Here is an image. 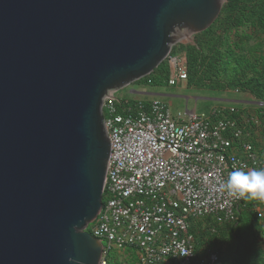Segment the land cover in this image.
I'll return each mask as SVG.
<instances>
[{
	"label": "water",
	"instance_id": "1",
	"mask_svg": "<svg viewBox=\"0 0 264 264\" xmlns=\"http://www.w3.org/2000/svg\"><path fill=\"white\" fill-rule=\"evenodd\" d=\"M227 0H0V264H100L103 105Z\"/></svg>",
	"mask_w": 264,
	"mask_h": 264
},
{
	"label": "built area",
	"instance_id": "2",
	"mask_svg": "<svg viewBox=\"0 0 264 264\" xmlns=\"http://www.w3.org/2000/svg\"><path fill=\"white\" fill-rule=\"evenodd\" d=\"M166 60L168 85H188L186 55ZM116 92L103 105L111 145L103 204L87 229L103 243L100 264H109L115 250L135 252L138 264H220L215 249L198 253L191 223L234 225L245 201L264 219V197L239 198L226 187L232 171L264 168L256 139L262 121L254 111L264 104L250 102L242 114L230 105L174 117L159 98L126 101Z\"/></svg>",
	"mask_w": 264,
	"mask_h": 264
},
{
	"label": "trees",
	"instance_id": "3",
	"mask_svg": "<svg viewBox=\"0 0 264 264\" xmlns=\"http://www.w3.org/2000/svg\"><path fill=\"white\" fill-rule=\"evenodd\" d=\"M255 39L258 42L251 45ZM171 53L186 55L189 85L238 91L264 104V0H227L210 28L197 34L193 44L176 46ZM167 64L164 61L142 81L154 83V75L160 74L163 77L160 80L168 84ZM254 111L262 121L264 134V106ZM243 204L239 221L234 225L217 224L211 219L191 223L190 232L196 237L198 253L210 247L219 252L220 264H264V249L257 241L259 235H264V228L252 203ZM230 234L233 238L227 242Z\"/></svg>",
	"mask_w": 264,
	"mask_h": 264
},
{
	"label": "rangeland",
	"instance_id": "4",
	"mask_svg": "<svg viewBox=\"0 0 264 264\" xmlns=\"http://www.w3.org/2000/svg\"><path fill=\"white\" fill-rule=\"evenodd\" d=\"M194 38L190 37L187 40L184 39L180 44H193ZM256 42H258V39L253 40L251 45L256 44ZM154 76H156V82L154 83L148 84L147 82L142 81L144 79L143 78L122 89H119L116 92L117 98L126 101L142 100L145 102L153 100L154 98H159L167 102L174 117H177L179 113L183 114L186 113L187 110L191 111L194 109H196L198 113L209 114L212 108L215 107H229L230 105H233L240 110H249L252 108L250 102L253 100L248 94L210 90L208 88L195 87L189 84L169 86L164 83V79L160 80L163 78L160 74H155ZM261 226L264 228V220H262ZM232 238L233 236L230 234L227 242L232 240ZM257 241L261 249H264V235H259ZM120 263L137 264L138 260L136 253L129 250L124 253L116 250L112 251L110 254L109 264Z\"/></svg>",
	"mask_w": 264,
	"mask_h": 264
},
{
	"label": "clouds",
	"instance_id": "5",
	"mask_svg": "<svg viewBox=\"0 0 264 264\" xmlns=\"http://www.w3.org/2000/svg\"><path fill=\"white\" fill-rule=\"evenodd\" d=\"M226 187L229 195L239 198L264 197V168L250 169L248 171L236 169L229 174L226 180ZM259 221L260 223L262 222V220Z\"/></svg>",
	"mask_w": 264,
	"mask_h": 264
},
{
	"label": "crops",
	"instance_id": "6",
	"mask_svg": "<svg viewBox=\"0 0 264 264\" xmlns=\"http://www.w3.org/2000/svg\"><path fill=\"white\" fill-rule=\"evenodd\" d=\"M263 128L260 127V129H258L257 134H256V139H257V145H258V149L261 151V153L264 155V144H263Z\"/></svg>",
	"mask_w": 264,
	"mask_h": 264
},
{
	"label": "bare ground",
	"instance_id": "7",
	"mask_svg": "<svg viewBox=\"0 0 264 264\" xmlns=\"http://www.w3.org/2000/svg\"><path fill=\"white\" fill-rule=\"evenodd\" d=\"M187 39H189V36H188V38ZM187 39H185V40H187Z\"/></svg>",
	"mask_w": 264,
	"mask_h": 264
}]
</instances>
